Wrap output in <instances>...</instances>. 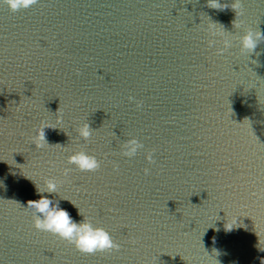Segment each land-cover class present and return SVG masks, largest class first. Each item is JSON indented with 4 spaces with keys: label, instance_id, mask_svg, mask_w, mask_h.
I'll use <instances>...</instances> for the list:
<instances>
[{
    "label": "water",
    "instance_id": "water-1",
    "mask_svg": "<svg viewBox=\"0 0 264 264\" xmlns=\"http://www.w3.org/2000/svg\"><path fill=\"white\" fill-rule=\"evenodd\" d=\"M219 3L0 0V264H264V35L240 46L264 0ZM80 150L100 167L69 164ZM38 187L120 247L37 229Z\"/></svg>",
    "mask_w": 264,
    "mask_h": 264
},
{
    "label": "clouds",
    "instance_id": "clouds-1",
    "mask_svg": "<svg viewBox=\"0 0 264 264\" xmlns=\"http://www.w3.org/2000/svg\"><path fill=\"white\" fill-rule=\"evenodd\" d=\"M2 2L6 3L11 10L17 11L31 7L36 4L38 0H2ZM210 3L213 7L222 6L219 0H210ZM239 3L240 0H235L232 7L237 9ZM223 7H225V5H223ZM210 27H214V25H210ZM262 35L264 34L259 31H253L252 29L246 30L240 37L241 50L247 52L254 50ZM210 43H212V41H210ZM223 44L225 48H228L231 45V41L225 39ZM221 51H223V49H221ZM60 119L62 118L58 116L57 120L59 121ZM48 126L50 125L47 122L42 121L40 128L36 131L34 143L37 147H43L44 144L47 143L44 129ZM78 132L80 137L88 139L91 137L93 129L88 123H84L78 128ZM143 146V143L139 139L132 137L123 143V155L133 157ZM67 159L69 164H74L81 171H95L100 167L98 158L84 150L74 151ZM147 159L149 161L153 159L151 152L148 153ZM68 171H70V169L66 168L65 173ZM144 171L147 173L149 169L146 168ZM46 185L49 192L54 191L57 188V181L53 178H49L46 180ZM37 192L39 198L27 201L26 207L33 210V223L37 229L51 232L61 239L68 240L70 243L75 244L79 251L89 254L98 251L103 252L118 249L120 247L119 243L112 238L111 233L105 228L94 225L87 217L81 221L73 219L69 212L62 208L58 202L54 203L51 197L43 195V189L38 187ZM232 228L230 230H232ZM217 230L219 229L217 228ZM213 239L215 241V238Z\"/></svg>",
    "mask_w": 264,
    "mask_h": 264
}]
</instances>
